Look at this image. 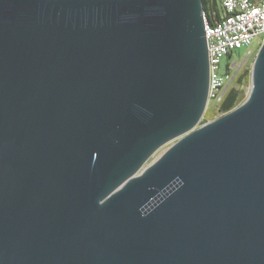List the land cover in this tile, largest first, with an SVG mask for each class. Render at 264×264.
I'll return each mask as SVG.
<instances>
[{"label": "water", "instance_id": "obj_1", "mask_svg": "<svg viewBox=\"0 0 264 264\" xmlns=\"http://www.w3.org/2000/svg\"><path fill=\"white\" fill-rule=\"evenodd\" d=\"M208 24L203 0H0V264H264V43L248 100L190 132Z\"/></svg>", "mask_w": 264, "mask_h": 264}, {"label": "built area", "instance_id": "obj_2", "mask_svg": "<svg viewBox=\"0 0 264 264\" xmlns=\"http://www.w3.org/2000/svg\"><path fill=\"white\" fill-rule=\"evenodd\" d=\"M223 10L221 20L205 27L209 52L208 107L221 102L236 74L221 73L223 60L233 52L248 48L255 39L264 43V0H218ZM242 7V19L226 21V13ZM262 43V44H263ZM251 54H248V56ZM228 70L230 68L228 67Z\"/></svg>", "mask_w": 264, "mask_h": 264}, {"label": "rangeland", "instance_id": "obj_3", "mask_svg": "<svg viewBox=\"0 0 264 264\" xmlns=\"http://www.w3.org/2000/svg\"><path fill=\"white\" fill-rule=\"evenodd\" d=\"M262 43H263V40L261 38H257L254 40V42L252 43V45L250 47L243 48L241 50H237V51L233 52L231 54L232 55L231 58L226 57L222 63L221 73L225 74L228 72V73L235 74L236 69L232 68L231 66L236 62L239 65H241L244 62L245 58L248 56V54H251V55L249 56L247 63H248V65H250L253 68L255 59L257 57V54L259 52V49H260ZM228 67L230 68V70H228ZM251 91H252V82H251V78H250L249 83L247 84V86L244 89L246 101L248 100V98L251 94ZM209 108L211 109V111H213L216 108V105L211 103ZM206 113H207V111L204 113V115L202 116L200 121L192 128V130L190 132L196 131V130H198L204 126L203 120L206 118ZM219 118H221V117L218 116L217 114H214L210 117L211 122H209V123H212V122L218 120ZM185 136L186 135H180V136L174 137L170 141H168L165 144H163L162 146L158 147L157 150L137 170L136 176L142 175L147 169L154 166L173 146H175Z\"/></svg>", "mask_w": 264, "mask_h": 264}, {"label": "trees", "instance_id": "obj_4", "mask_svg": "<svg viewBox=\"0 0 264 264\" xmlns=\"http://www.w3.org/2000/svg\"><path fill=\"white\" fill-rule=\"evenodd\" d=\"M203 4L209 22L212 25L219 22L223 16L220 2L218 0H203ZM251 74L252 67L247 65L235 76L221 102L216 104V108L213 111L210 108L207 110L203 125L211 122L210 117L212 115L217 114L220 117L226 116L246 102L244 89L250 81Z\"/></svg>", "mask_w": 264, "mask_h": 264}, {"label": "bare ground", "instance_id": "obj_5", "mask_svg": "<svg viewBox=\"0 0 264 264\" xmlns=\"http://www.w3.org/2000/svg\"><path fill=\"white\" fill-rule=\"evenodd\" d=\"M242 19V7H235L234 11H230L226 13V21H238ZM137 177L136 172L131 175L129 178L125 179L123 182H121L115 189H113L108 196L116 192L122 185L130 181L131 179Z\"/></svg>", "mask_w": 264, "mask_h": 264}, {"label": "flooded vegetation", "instance_id": "obj_6", "mask_svg": "<svg viewBox=\"0 0 264 264\" xmlns=\"http://www.w3.org/2000/svg\"><path fill=\"white\" fill-rule=\"evenodd\" d=\"M250 56V55H249ZM249 56H247L246 58H245V60H244V62L241 64V65H239L237 62L236 63H234L231 67L232 68H234V69H236V72H235V74L237 75L245 66H247L248 65V58H249ZM232 57V55H230V56H228V58H231Z\"/></svg>", "mask_w": 264, "mask_h": 264}]
</instances>
